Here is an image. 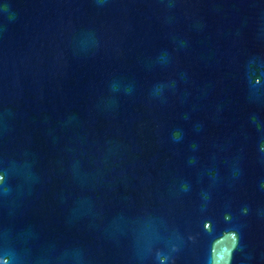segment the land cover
Here are the masks:
<instances>
[{"label": "water", "instance_id": "1", "mask_svg": "<svg viewBox=\"0 0 264 264\" xmlns=\"http://www.w3.org/2000/svg\"><path fill=\"white\" fill-rule=\"evenodd\" d=\"M0 264H264V0H0Z\"/></svg>", "mask_w": 264, "mask_h": 264}]
</instances>
